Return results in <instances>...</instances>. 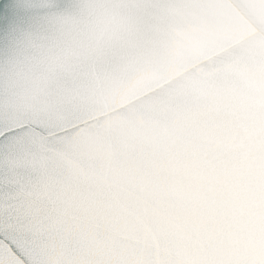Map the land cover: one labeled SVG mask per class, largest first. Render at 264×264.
<instances>
[{
    "label": "water",
    "instance_id": "obj_1",
    "mask_svg": "<svg viewBox=\"0 0 264 264\" xmlns=\"http://www.w3.org/2000/svg\"><path fill=\"white\" fill-rule=\"evenodd\" d=\"M33 2L6 0L5 9ZM56 2L55 18L0 34V125L70 133L27 137L18 149L43 155L57 181L58 226H72L73 243L137 245L171 259L264 229V62L204 75L209 54L225 55L211 30L229 14L177 16L154 0ZM129 3L143 7H106ZM109 16L125 23L97 31ZM137 33L142 42L130 39ZM93 65L105 73L98 83Z\"/></svg>",
    "mask_w": 264,
    "mask_h": 264
},
{
    "label": "snow or ice",
    "instance_id": "obj_2",
    "mask_svg": "<svg viewBox=\"0 0 264 264\" xmlns=\"http://www.w3.org/2000/svg\"><path fill=\"white\" fill-rule=\"evenodd\" d=\"M0 0V34L5 37L23 24L55 18L61 11L56 0H34L26 7ZM162 13L177 16L192 11L216 10L229 14V24H218L212 34L225 50L223 57L209 54V73L226 74L252 65L264 51V0H154L151 5ZM108 8H138L143 5H108ZM125 22L116 16L96 23L99 32L119 29ZM156 21L145 25L150 29ZM180 27H169L170 31ZM142 42L143 35L130 37ZM134 61L136 57H129ZM90 72L98 83L105 73ZM79 125H73V129ZM70 133L55 127L42 128L32 122L13 127L0 125V264H264V229L250 231L246 238L230 248L200 249L183 258H162L159 252L145 255L137 246L115 248L110 242L76 246L72 226H58L61 206L53 185L56 179L38 152H21L18 141L40 137L45 142L62 139ZM71 165V161L69 162ZM74 173L76 170L71 169ZM81 238L85 239L82 233Z\"/></svg>",
    "mask_w": 264,
    "mask_h": 264
}]
</instances>
